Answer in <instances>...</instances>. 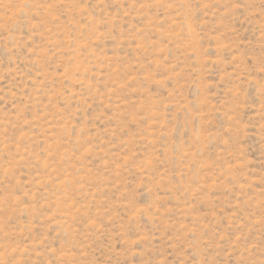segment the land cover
Masks as SVG:
<instances>
[{
  "label": "rangeland",
  "instance_id": "obj_1",
  "mask_svg": "<svg viewBox=\"0 0 264 264\" xmlns=\"http://www.w3.org/2000/svg\"><path fill=\"white\" fill-rule=\"evenodd\" d=\"M0 264H264V0H0Z\"/></svg>",
  "mask_w": 264,
  "mask_h": 264
}]
</instances>
